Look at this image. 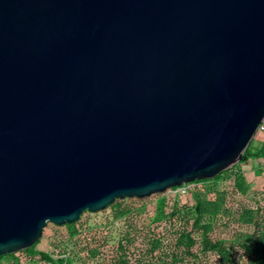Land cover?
<instances>
[{"label":"water","instance_id":"1","mask_svg":"<svg viewBox=\"0 0 264 264\" xmlns=\"http://www.w3.org/2000/svg\"><path fill=\"white\" fill-rule=\"evenodd\" d=\"M263 118L264 0H0V256L211 179Z\"/></svg>","mask_w":264,"mask_h":264},{"label":"trees","instance_id":"2","mask_svg":"<svg viewBox=\"0 0 264 264\" xmlns=\"http://www.w3.org/2000/svg\"><path fill=\"white\" fill-rule=\"evenodd\" d=\"M249 146L238 163L194 180L170 205L165 194L178 186L144 198H116L95 212L108 210L102 220H83L85 210L77 221L57 226L51 250H35L37 240L0 261L25 252L52 264H264V192L249 197V179L239 170L263 152ZM233 224L238 229L228 238Z\"/></svg>","mask_w":264,"mask_h":264},{"label":"rangeland","instance_id":"3","mask_svg":"<svg viewBox=\"0 0 264 264\" xmlns=\"http://www.w3.org/2000/svg\"><path fill=\"white\" fill-rule=\"evenodd\" d=\"M260 141H261V135L258 131L255 132L253 139L250 141V146L249 148L252 149L253 151H260L261 149V145H260ZM260 145V147H259ZM258 157H262V153L258 154ZM240 168L239 170L243 171L246 170L245 164H240L239 165ZM251 172V171H250ZM248 179H250V175L247 176ZM264 181L261 182L262 185L260 186H254L253 182L250 184V194L256 193V192H264ZM194 184L192 183H188L182 186H179L176 189L173 190H168L167 193L165 194L167 200H168V205H170L173 200L174 197L177 196L178 194H183L184 191L193 186ZM253 199V198H251ZM247 203V202H245ZM250 203H248L249 205ZM253 206V204H252ZM233 210H236L238 207H240L237 203H233L232 204ZM238 210V209H237ZM108 213V210H106L105 212H101V213H95V212H86L82 215V219H88L89 222H91L94 219H99L102 220L104 217V215H106ZM238 229L237 224H233V228L230 229H226V233H227V237H232V233H233V229ZM65 229L62 228V230ZM234 229V230H235ZM241 230H245V228H240ZM60 232V228H57V225H54L52 223H48L47 226L43 229L42 231V235L40 237V241L35 245L34 249L35 250H43V251H49L52 249V242L54 240V235L59 234ZM0 264H47V262H43L40 260L39 255L35 254V255H30L28 253L25 252H21L16 254L15 256H9V255H5L3 256V258L0 261Z\"/></svg>","mask_w":264,"mask_h":264},{"label":"crops","instance_id":"4","mask_svg":"<svg viewBox=\"0 0 264 264\" xmlns=\"http://www.w3.org/2000/svg\"><path fill=\"white\" fill-rule=\"evenodd\" d=\"M260 147V145H259ZM246 170H243L246 177L250 175L249 179V188L250 184L253 182L254 186L262 185L261 182L264 181V158L262 157H250L245 162ZM251 171V172H250ZM248 178V177H247ZM264 184V183H263Z\"/></svg>","mask_w":264,"mask_h":264},{"label":"built area","instance_id":"5","mask_svg":"<svg viewBox=\"0 0 264 264\" xmlns=\"http://www.w3.org/2000/svg\"><path fill=\"white\" fill-rule=\"evenodd\" d=\"M257 131L260 133L261 135V141H260V145H261V149L263 152V158H264V118L262 119V121L259 123L258 127H257ZM179 187V186H178ZM47 264H52L50 262H47Z\"/></svg>","mask_w":264,"mask_h":264}]
</instances>
